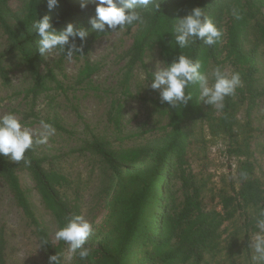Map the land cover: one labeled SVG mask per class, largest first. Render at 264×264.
<instances>
[{
    "label": "trees",
    "instance_id": "16d2710c",
    "mask_svg": "<svg viewBox=\"0 0 264 264\" xmlns=\"http://www.w3.org/2000/svg\"><path fill=\"white\" fill-rule=\"evenodd\" d=\"M11 1L14 0H0V29L6 36V52L8 55L20 54L38 83L44 59L37 50L39 38L32 29L34 20L50 16L57 32L63 31L69 23L87 29V38L76 41L78 46L83 45V51L75 55H87L96 39L112 31L107 27V34L91 30L89 21L96 15L97 0H59L52 11L47 7V0H23L26 8L21 15L9 9ZM82 2L87 3L86 8H81ZM160 3L158 13H144L146 30L135 40L130 54L131 65L142 61L152 46H158L169 64L183 52L193 60L199 59L201 71L206 73L210 65L213 68L220 66L225 71L229 67L230 74H241L242 86L234 96L225 99L222 111L199 102L198 86L186 89L194 98L184 107L174 109L161 99L155 100L156 111L166 118L170 132L141 148L114 151L108 142L94 137L86 143L83 151L102 163L108 186L102 201L104 214L100 222L92 224L93 232L85 245L91 248V254L86 260L74 255L71 264H207V254L221 253L220 240L225 224L243 218L241 231L247 243L258 231L255 218L264 209V183L256 175L255 165L250 160L251 141L257 130L250 122L242 123L238 114L247 106L250 117L256 100L264 94L256 88V50L246 52L243 46L248 29H253L257 40L264 44V21L258 18L261 4L253 0H160ZM195 7L204 8L206 15L223 30L222 39L214 46L200 40L189 48L180 49L170 32L175 19L186 16ZM234 8L240 10V20L234 18ZM63 57H66L64 53ZM202 120L213 135L222 134L227 138L229 154L239 159L235 177L217 192L218 203L214 208H208L202 189L186 169L184 129L187 124ZM115 124L118 125L117 119ZM55 127L64 130L56 123ZM127 157L135 162L125 164ZM137 157L140 158L138 164ZM26 159L30 164L0 156V180L40 241L48 240L49 243L43 246L48 256L58 252L64 254L65 243L58 241L53 245L39 223L21 187L18 172L24 169L31 174L35 190L56 220L58 229L64 226L66 217L81 215L78 203L65 199L70 180L53 164H47V159L39 158L34 147L27 151ZM242 172L247 173V179L241 176ZM174 181L180 182L177 191L172 190ZM0 264H5L2 241Z\"/></svg>",
    "mask_w": 264,
    "mask_h": 264
},
{
    "label": "rangeland",
    "instance_id": "374dc122",
    "mask_svg": "<svg viewBox=\"0 0 264 264\" xmlns=\"http://www.w3.org/2000/svg\"><path fill=\"white\" fill-rule=\"evenodd\" d=\"M253 1L261 4L258 18L264 21V0ZM8 7L16 15L26 8L23 0L11 1ZM145 30L143 23L112 32L96 39L87 55H74L71 61L63 53L53 52L47 59L43 57L38 83L20 54H7L6 36L0 29V116L14 113L33 130L40 127L41 120L64 129L55 127L56 134L47 144L34 145V149L39 158L47 159V164H53L69 178L65 199L77 202L81 215L91 224L100 222L104 214L102 201L108 176L102 163L83 151L86 143L94 137L108 142L114 151L128 152L160 140L170 132L168 121L157 113L154 105L155 100L161 99L160 90L150 87L157 62L165 61L161 50L152 46L142 61L131 65L132 47ZM243 46L246 52L256 50V88L264 92V44L257 40L253 29H248ZM213 69L210 65L209 72ZM226 72L230 74L231 69L227 67ZM112 118L118 120V125ZM238 118L242 123L250 122L257 130L251 141L250 160L264 183V94L256 100L250 117L245 106ZM184 133L186 169L202 189L208 208H214L218 203L217 192L235 177L239 159L229 154L227 138L213 135L206 121L187 124ZM139 159L136 158V164ZM124 162L133 164L135 159L127 157ZM18 177L39 223L53 245H57L54 234L59 230L58 225L35 190L31 174L23 169ZM179 188L180 182L174 181L172 190ZM243 225V218L225 224L221 253L207 254V264H250L253 253L242 235ZM0 241L5 264H49L38 234L2 180ZM71 263V260L63 262Z\"/></svg>",
    "mask_w": 264,
    "mask_h": 264
},
{
    "label": "clouds",
    "instance_id": "9594fccd",
    "mask_svg": "<svg viewBox=\"0 0 264 264\" xmlns=\"http://www.w3.org/2000/svg\"><path fill=\"white\" fill-rule=\"evenodd\" d=\"M58 4L59 0H47L49 11ZM86 7L87 3L82 2L81 8ZM160 9V0H97L96 15L89 23L94 32L105 33L106 27L112 30L107 33L118 32L128 26L143 24L144 13L155 14ZM233 16L236 20L242 18L240 10L235 8ZM32 29L39 38L37 50L45 59L53 52H60L71 61L75 54L83 51V45H77V38L84 41L89 35L87 29L76 28L72 23L63 31L57 32L48 15L34 20ZM170 33L174 35V43L179 45L180 49L189 48L200 40H203L205 45L214 46L223 36V30L201 7H195L186 16L175 19ZM201 69L202 63L199 59L193 60L182 52L170 64L166 61L157 62V70L152 72L150 87L153 90H160L161 102H167L171 108L176 109L179 106H186L194 98L193 93L186 89L198 86L199 102L210 105L216 111L224 110L225 99L234 96L236 90L242 86L241 74L239 72L229 74L220 66L207 73ZM143 79L141 76V80ZM55 134V127L44 120L40 121L38 129L33 130L26 127L14 113L5 114L0 116V156L28 165L30 160L26 159L27 151L34 145L47 144L49 138ZM241 176L247 179L246 172H242ZM255 226L258 231L250 236L249 243L253 253L250 264H264V209L256 216ZM92 232V224L83 215L66 217L64 226L55 232L54 239L65 243L67 254L58 252L51 255L49 264H63L65 260L70 261L74 255L86 260L91 254V248L85 245ZM48 243L47 239L42 240L41 247Z\"/></svg>",
    "mask_w": 264,
    "mask_h": 264
}]
</instances>
